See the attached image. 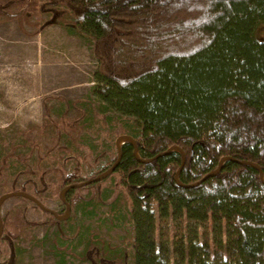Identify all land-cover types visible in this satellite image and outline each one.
Here are the masks:
<instances>
[{"label": "trees", "instance_id": "trees-1", "mask_svg": "<svg viewBox=\"0 0 264 264\" xmlns=\"http://www.w3.org/2000/svg\"><path fill=\"white\" fill-rule=\"evenodd\" d=\"M42 13L52 18L38 22V31L53 22L93 44L94 97L125 117L120 134L136 142L137 149L122 145L115 171L133 203L135 264H264V39L257 36L264 0H0V17L8 20L25 23ZM94 102L68 103L77 113L71 129L97 117ZM46 108L44 128L58 129ZM114 146L112 165L92 178L117 162ZM73 147L62 145L70 153L58 157L62 168L79 157ZM14 149L0 151L2 166L14 157L18 176H36L28 154ZM242 161L258 164L263 176ZM58 170H39V178ZM81 172L78 165L64 173L61 193L87 181ZM26 186L11 191L28 193ZM49 214L57 225L71 220ZM112 259L101 261L118 264Z\"/></svg>", "mask_w": 264, "mask_h": 264}, {"label": "rangeland", "instance_id": "rangeland-1", "mask_svg": "<svg viewBox=\"0 0 264 264\" xmlns=\"http://www.w3.org/2000/svg\"><path fill=\"white\" fill-rule=\"evenodd\" d=\"M51 18L42 13L20 23L0 17V151L13 147L16 154H28L26 162L38 172L18 176V162L10 164L16 158L11 157L7 167L0 162V196L12 188L20 190L22 183L31 195L37 187L36 198L64 216V173H73L80 165V177L88 180L101 174L103 166L110 167L114 145L128 123L94 97L99 66L93 44L53 22L37 30L38 22L45 25ZM257 36L264 39V26ZM90 98L95 101L97 117L87 127L80 120L78 129H71L68 124L77 120V113L68 103ZM47 106L52 108L58 129L44 128ZM29 139L36 143L32 154L34 149L27 148ZM66 141L73 142L75 153L80 154L68 159L67 169L58 160L61 155L70 156L62 148ZM48 167L61 170L40 179L44 175L39 170ZM121 179L115 173L98 185L74 189L71 220L64 225L53 223L49 212L36 203L16 196L4 201L0 205V264H103L102 259L109 257L118 264H135L129 214L133 203ZM166 231L174 236L172 227Z\"/></svg>", "mask_w": 264, "mask_h": 264}, {"label": "water", "instance_id": "water-1", "mask_svg": "<svg viewBox=\"0 0 264 264\" xmlns=\"http://www.w3.org/2000/svg\"><path fill=\"white\" fill-rule=\"evenodd\" d=\"M125 141H130L133 145H135L136 149H137V145H136V142L134 140V138H132L131 136L129 135H125V136H121L117 139L116 141V144L119 148V159L117 160V162L114 164L113 167H111L108 171L104 172L102 175L98 176V177H95V178H92L90 180H87V181H84L82 182L81 184H74V185H70L69 187L65 188L63 191H62V198L63 200L65 201V204L67 205L68 207V212L66 214V216L62 217L58 214H56V217L60 218V219H66L68 218V216H70V212H71V205H69L67 203V201L65 200V196L67 195V193L69 192V190L71 189H80L81 187H85V186H90L92 185V183H100V182H104V180L108 177H110L113 173H115V171L117 170V167L120 165L123 157H122V145L125 144ZM176 150H179L178 148H176ZM171 152V151H168V153ZM182 155H183V164L182 166L184 167V164L186 162V159H187V155L185 154V152H181ZM224 162V160L222 161ZM243 164H250V165H255L259 170H260V174H262V170H261V167L256 164V163H251V162H247V161H242ZM183 167L181 168V170L183 169ZM180 170V171H181ZM219 171V170H218ZM218 173V172H217ZM263 176V174H262ZM177 178V181L180 183V178H179V173L177 174L176 176ZM264 180V178H263ZM12 196H16V197H26L28 198L29 200H31L34 204L36 203V205L40 208H42L44 211H49V212H52V213H55L53 210H51L50 208L44 206L42 203L39 202V200L36 198V197H33L32 195L26 193V192H20V191H12L11 193H7V194H4V195H1L0 196V205L6 201L7 199L11 198ZM3 233V220H1L0 218V237H1V234Z\"/></svg>", "mask_w": 264, "mask_h": 264}]
</instances>
